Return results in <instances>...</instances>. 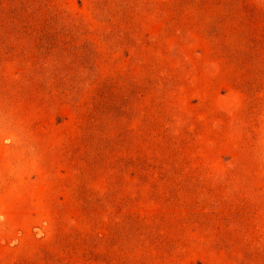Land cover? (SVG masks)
Returning <instances> with one entry per match:
<instances>
[{"label": "rangeland", "instance_id": "obj_1", "mask_svg": "<svg viewBox=\"0 0 264 264\" xmlns=\"http://www.w3.org/2000/svg\"><path fill=\"white\" fill-rule=\"evenodd\" d=\"M0 264H264V0H0Z\"/></svg>", "mask_w": 264, "mask_h": 264}]
</instances>
